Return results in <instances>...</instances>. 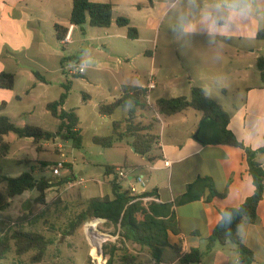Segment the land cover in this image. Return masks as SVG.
Segmentation results:
<instances>
[{"label":"crops","instance_id":"1","mask_svg":"<svg viewBox=\"0 0 264 264\" xmlns=\"http://www.w3.org/2000/svg\"><path fill=\"white\" fill-rule=\"evenodd\" d=\"M91 1L95 3L112 2L114 4V15L110 27L117 25L116 20L118 17H126L131 21L132 26L138 29V39H141L140 28L142 24L148 25L151 21L156 24L159 18H163L164 0ZM72 8L73 0H0V75L2 73H11L15 76L14 89L6 90L0 88V105L6 104L4 110L0 111V116H8L17 126L22 127L27 124L40 126L46 131L53 133L54 139L58 138L56 132L60 121L55 118L59 121V124L52 127V129L46 127V125H39L35 115V103H39L45 108L50 103L49 101L41 100L40 95L49 91L51 82L47 75L52 72L57 58L60 57L58 45L62 44V42L56 37L55 24L58 23L66 27L72 25L70 24ZM118 27V32L113 35L117 38L130 40L127 37V28ZM255 27V22H251L250 29ZM78 28V26L74 25L72 40ZM250 29L248 30V35H250ZM257 35L249 37L241 32L231 39L224 40L218 47L213 48L222 50L221 52L231 60L229 65L233 71L230 76L232 77L233 85L229 88L226 86L222 87V95L227 96L230 91L234 95L242 94L247 96L246 102L236 111L229 114L230 123L228 128L246 148L253 151L264 145V88L257 66L258 58H264V44L260 43L264 42V40H258ZM79 62L80 60H76L75 66L79 67ZM100 65L102 66V63ZM100 65L98 67H101ZM103 66L108 65L104 64ZM60 67L62 74L66 77L68 75L66 59L60 61ZM35 71L39 72L46 81L38 80ZM71 77L74 78V76ZM135 87L145 88L146 85L125 86L118 98L123 95L125 90ZM205 90L207 91V89ZM85 98L89 99L90 96ZM158 98L160 97L156 99ZM25 101L28 103V107L18 108L16 111L11 110V105L15 102L21 104ZM63 108L65 109V107ZM185 113H188V110L180 114L186 115ZM195 115L193 124L190 126L186 125L185 129L177 133L178 135L171 140L172 142L166 143L160 133V140L157 147L150 153V158L143 156L144 163L135 168L137 174L145 176L147 191L157 189L163 203L174 202L186 192L187 185L194 182L198 177H209L212 185L219 193H226L223 198L215 197L212 200H208L209 190H206L204 196L199 200L176 208V221L180 232L169 234L170 243L181 248L182 240H184L188 251L193 249L201 251L202 261L199 264H206L203 260L202 247L205 246L207 249V239L213 234L214 229L220 222L222 212L226 208L238 207L243 204L248 197L254 194L255 186L248 171V162L244 149L223 144H203L194 138V132L199 128L200 122L204 118L201 112ZM161 116H158V118ZM234 118L239 121L237 126L233 125ZM10 135L5 137L8 142H10ZM210 135L211 131L207 130L206 138ZM19 139L23 141L16 143L13 159L9 158L10 154L6 158L10 164L15 162L17 165L22 164L20 156L26 150L34 151L35 147L36 152H33L31 159L37 161L41 155L38 148L41 146L43 150H46L47 143H49V141H45V143L41 142L39 145H35L32 138ZM10 144L11 150H14L15 145L11 142ZM166 160L171 161L169 167L164 166ZM256 160L262 164L264 169V154L259 153L256 156ZM21 173L23 171H20L19 175ZM62 175L59 179H64ZM107 176L109 179L110 175ZM74 178L78 177L72 175L65 178V180ZM65 182L61 185H52L48 189L47 203L52 199L51 194L48 195V193L53 191L58 194V188H63ZM88 182L87 180V184ZM104 183L110 184L112 187L111 180H107ZM87 184L79 188L87 189ZM59 193L61 195V192ZM104 196L113 197V191L111 194L97 197ZM37 197L38 192L32 189L24 192L18 199L25 202L28 199H36ZM100 223L104 222L98 220L92 225L91 223L88 225H90L91 235L98 232L101 236L99 237L100 242H104L109 237H106L105 234L98 230L97 226ZM43 234L46 235V233ZM240 234L244 245L254 255L252 264H264V198L258 207L256 221L254 223H243L240 227ZM73 236L74 234L68 237ZM110 237L112 238V236ZM114 243L119 247L124 243L128 254L136 257L133 264H181L176 251L172 248H166L163 253V260L157 263L147 248L141 247L130 240L118 238V242L114 241ZM209 252L212 253V264H240V251L231 244L225 246L216 244ZM91 254L92 252L87 255L81 264H96L93 262ZM75 257L70 255L63 258L60 254H54L49 260H45L44 263L75 264L74 262L77 261ZM6 259L0 260V264ZM96 260L98 264H102L104 260L102 250L99 251L98 248Z\"/></svg>","mask_w":264,"mask_h":264},{"label":"rangeland","instance_id":"2","mask_svg":"<svg viewBox=\"0 0 264 264\" xmlns=\"http://www.w3.org/2000/svg\"><path fill=\"white\" fill-rule=\"evenodd\" d=\"M162 20L163 18H159L156 24L152 21L148 25L142 24L141 39L136 40L115 37L113 34L118 32L117 25L110 28H97L87 23L83 29L78 28L75 31L71 44L58 45L60 57L57 58L52 72L47 75L51 82L49 91L43 92L40 96L41 100L47 102L58 100L61 93L65 91L62 84L70 82V90L64 107L66 110H76L80 118L82 148H76L71 140L58 137L47 143L46 150L40 146L41 155L37 161L31 159L33 152H36L35 147L34 151H24L20 156L22 163L20 165L16 162L10 164L7 160L2 162L4 173L8 176L17 177L20 171H31L33 168L37 171L34 174L36 178L52 179L55 185H61L59 178L52 177L51 170L58 162L63 161L62 176L64 179L73 175L84 177L89 181L87 189L84 190L76 188L64 191L59 187L58 191L61 195L59 192L57 194L50 191L48 195L51 194L52 199L49 203L46 200L45 204H38L36 199H28L24 202L18 199V196L4 212L15 221V225L10 229L11 232L21 229L46 233L45 236L50 244L43 263L52 255L60 254L63 258L70 255L76 256L77 261L74 263L81 264L92 252L91 258L98 264L94 258H97V243L101 236L98 232L91 235L90 225H88L95 219L84 221L73 232V237H68L72 232L70 224L86 210L89 199L112 193L111 185L104 182L114 180L115 175H110L108 179L106 167H115V172L117 169L129 171L144 163L143 156L134 151L131 136L107 148L93 141L94 137L111 136L113 122L125 123L128 117L127 109L120 108L112 116H103L99 113V107L112 103L121 95L123 87L147 85L150 75L154 74L158 86L152 93V105L157 97H190L191 87L194 85L207 89L209 96L221 104L229 114L246 102L247 96L242 94L234 95L229 91L228 95L224 96L221 93L222 87H232L230 76L233 71L229 65L231 60L223 52L220 53L219 59L215 58L218 50L213 48L219 45L209 44L203 38L181 41L169 31L168 26L174 22V18L170 16L166 21L162 22ZM260 43L264 44V42ZM63 59L67 60V71L75 66L76 60H80L79 67H84V73L79 77H67L68 75L65 77L60 67V61ZM104 64L108 66H103ZM99 65L101 67H98ZM84 96H90V98L85 101ZM35 105V115L39 125H46L50 129L58 126L59 121L52 117L43 105L39 103ZM22 107H28V103L26 101L21 104L15 102L11 105V110L16 111ZM138 109L137 116L133 117L134 124L142 122L144 125H149L152 117L157 116L153 110L147 108L143 110L141 107ZM142 114L145 118H141ZM185 114L160 117L158 127L166 143L172 142L171 140L178 135L177 133L184 130L186 125H192L195 114H200V112L189 109ZM238 124V119L234 118L233 125ZM122 126L121 130H124L125 124ZM197 131L198 129L195 130L194 135ZM9 138V141L15 145L9 156L13 159L16 143L23 140L14 134H11ZM118 182L123 188L129 187L127 181ZM97 228L109 237L102 242L104 247L117 245L114 241L118 242L120 237L115 234L117 232L115 225L104 222L100 223ZM122 244L120 247H125L124 243ZM202 252L204 262L212 264V253L205 246L202 247ZM35 253L36 250H32L23 256H18L12 243L7 252V259L1 264H32L31 258ZM119 255L120 253L115 258L114 264H123L119 260Z\"/></svg>","mask_w":264,"mask_h":264},{"label":"trees","instance_id":"3","mask_svg":"<svg viewBox=\"0 0 264 264\" xmlns=\"http://www.w3.org/2000/svg\"><path fill=\"white\" fill-rule=\"evenodd\" d=\"M114 15V4L112 2L95 3L91 0H73V8L70 17V24L83 29L87 23L91 27L108 28L112 25ZM116 23L120 27L127 28V37L130 40L139 38V31L132 26L131 21L126 17H118ZM69 30V27L55 24L56 37L62 41ZM258 40H264V29L257 35ZM63 64V61H62ZM258 70L264 88V58L259 57L257 61ZM35 75L38 80L46 81L37 71ZM75 75L74 77H79ZM15 86V76L11 73L0 75V88L12 90ZM64 92L58 100L46 105L50 114L60 121L57 137L63 140H71L76 148H82V131L79 127L80 118L76 110H65L64 104L70 90V82L63 84ZM203 87L193 86L190 97L180 96L173 98H158L153 105H149L145 99V88L135 87L125 90L123 95L109 104L99 107V113L104 116L113 115L118 109H128V117L125 123L113 122L112 135L108 137H94L93 141L103 147H112L118 141L126 137H133V148L141 156L150 158V153L157 147L160 140L159 120L152 117L149 125L142 122L134 124L133 117L137 116L138 107L145 110H153L158 115L174 116L189 109L201 112L204 116L198 128V140L203 144H223L242 148L246 152L248 171L255 186L254 194L248 197L243 204L238 207L227 209H241L236 215L230 227L218 223L213 234L207 239V250L211 251L216 244L225 246L231 244L238 251L245 252L240 255V264H252L254 262L253 253L244 245L240 234V227L243 223H254L257 219L258 207L264 198V169L262 164L256 160V156L264 154V145L256 151L250 150L241 143L236 135L228 128L230 115L224 107L212 99ZM84 100L87 99L84 96ZM6 104L0 105V111L4 110ZM141 118H145L142 114ZM125 124L124 130L122 125ZM156 128V132H155ZM207 130L211 135L206 138ZM14 134L18 138H32L35 145L43 141L53 140V133L46 131L40 126L27 124L17 126L8 116H0V260L7 257L12 243L15 246V253L23 256L32 250H36L31 258V263L44 264V257L49 247V240L40 232L10 229L15 225L12 217L4 214L11 206L12 200L22 195L24 192L35 189L38 192L36 202L45 204L48 189L54 185L52 179L36 178L35 169L21 173L17 177L8 176L4 173L2 162L6 160L11 151V144L6 140V136ZM204 135V136H203ZM39 150V148H38ZM107 175H115V167H106ZM67 180V179H66ZM60 179L61 184L66 181ZM122 184L115 176L112 180L113 197H95L89 200L85 211L81 212L76 221L70 224L73 234L80 225L88 220L103 221L111 223L117 228L120 238L130 240L141 247L147 248L151 256L157 263L163 260V253L166 248L176 251L181 264H199L202 261V253L199 249H193L182 255L178 245H172L169 241L170 233H179L176 221V208L180 205L199 200L209 190L208 200L215 197L223 198L226 193H219L209 177H198L194 182L187 185L186 192L174 202L163 203L159 197L157 189L146 191L141 195L131 194L129 189H122ZM224 210V211H225ZM223 211V212H224ZM222 212V214H223ZM11 232V233H10ZM10 233V235H9ZM113 233V235H115ZM98 250H102L104 257L102 264H114L115 258L119 255V260L123 264H133L136 257L128 254L125 247L112 244L109 248L98 242ZM125 251V253H122Z\"/></svg>","mask_w":264,"mask_h":264},{"label":"clouds","instance_id":"4","mask_svg":"<svg viewBox=\"0 0 264 264\" xmlns=\"http://www.w3.org/2000/svg\"><path fill=\"white\" fill-rule=\"evenodd\" d=\"M170 16L174 22L168 26L169 31L179 40L203 38L209 44L219 45L238 33L255 37L264 29V0H164L162 22ZM253 21L256 27L250 29ZM221 51H217L216 59ZM240 211L225 210L220 223L230 227Z\"/></svg>","mask_w":264,"mask_h":264},{"label":"built area","instance_id":"5","mask_svg":"<svg viewBox=\"0 0 264 264\" xmlns=\"http://www.w3.org/2000/svg\"><path fill=\"white\" fill-rule=\"evenodd\" d=\"M74 30V25L69 26V30L66 34V37L61 41L64 46H67L72 43V32ZM69 76H74L78 74L84 73V67L73 66L67 71ZM157 88V82L155 79V75L151 74L147 85L145 87V99L147 104L152 105V93ZM157 114V118H158ZM160 122V118H158ZM171 161L166 160L164 162L165 167H169ZM64 169V162H58L51 170L53 177L60 178L62 175V170ZM115 176L118 178V181H127L129 182V187L127 189L130 190L133 195H141L147 191V180L144 175L137 174L135 168H131L129 171L124 169H117ZM87 184V180L83 177H78L74 179H69L64 183L63 190L68 191L79 187H84ZM55 185V184H54ZM183 242L181 243V254L184 255L188 253L187 246ZM96 260V258H94ZM97 261V260H96Z\"/></svg>","mask_w":264,"mask_h":264},{"label":"water","instance_id":"6","mask_svg":"<svg viewBox=\"0 0 264 264\" xmlns=\"http://www.w3.org/2000/svg\"><path fill=\"white\" fill-rule=\"evenodd\" d=\"M198 133H199V131H197L196 133H195V135H194V138L195 139H198ZM55 136V135H54ZM240 254L241 255H244L245 254V252H243L242 250L240 251Z\"/></svg>","mask_w":264,"mask_h":264},{"label":"bare ground","instance_id":"7","mask_svg":"<svg viewBox=\"0 0 264 264\" xmlns=\"http://www.w3.org/2000/svg\"><path fill=\"white\" fill-rule=\"evenodd\" d=\"M94 222H95V220H94L93 222H91V225H92ZM97 248H98V246H97Z\"/></svg>","mask_w":264,"mask_h":264}]
</instances>
